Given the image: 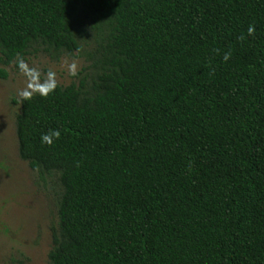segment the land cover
Returning a JSON list of instances; mask_svg holds the SVG:
<instances>
[{"label":"trees","instance_id":"1","mask_svg":"<svg viewBox=\"0 0 264 264\" xmlns=\"http://www.w3.org/2000/svg\"><path fill=\"white\" fill-rule=\"evenodd\" d=\"M38 51L89 62L18 102L51 264H264V0H0V64Z\"/></svg>","mask_w":264,"mask_h":264},{"label":"rangeland","instance_id":"2","mask_svg":"<svg viewBox=\"0 0 264 264\" xmlns=\"http://www.w3.org/2000/svg\"><path fill=\"white\" fill-rule=\"evenodd\" d=\"M86 52L56 60L44 51L0 76V264H51L52 227L57 223L55 190L39 180L18 150L16 116L20 99L44 84L69 85L88 64Z\"/></svg>","mask_w":264,"mask_h":264},{"label":"clouds","instance_id":"3","mask_svg":"<svg viewBox=\"0 0 264 264\" xmlns=\"http://www.w3.org/2000/svg\"><path fill=\"white\" fill-rule=\"evenodd\" d=\"M249 31H251V29ZM53 135H56V133H53ZM42 139L46 142H50L49 136L47 135L43 136Z\"/></svg>","mask_w":264,"mask_h":264}]
</instances>
